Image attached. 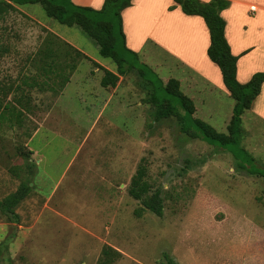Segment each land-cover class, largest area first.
Listing matches in <instances>:
<instances>
[{"label":"rangeland","instance_id":"obj_1","mask_svg":"<svg viewBox=\"0 0 264 264\" xmlns=\"http://www.w3.org/2000/svg\"><path fill=\"white\" fill-rule=\"evenodd\" d=\"M123 43L119 37L117 51L138 70L127 69L110 98L99 84L118 66L79 26L49 18L40 4L0 5V98L8 108L0 116V201L22 184L32 188L16 208L18 223L0 212V264H165L166 255L177 264H264V159L255 163L242 142L225 149L190 138L181 115L155 122L154 91L172 99L167 79L184 75L162 68L170 61L160 51L135 57ZM78 72L102 94L86 104L92 121L76 77L61 97L66 112L59 105L46 119ZM188 87L184 81L185 94ZM234 107L223 96L202 119L227 133ZM261 126L253 130L264 149ZM140 166L150 195L163 199L161 218L129 194Z\"/></svg>","mask_w":264,"mask_h":264},{"label":"crops","instance_id":"obj_2","mask_svg":"<svg viewBox=\"0 0 264 264\" xmlns=\"http://www.w3.org/2000/svg\"><path fill=\"white\" fill-rule=\"evenodd\" d=\"M200 1L207 3L211 0ZM104 2L105 0H72V3L78 7L94 10H101ZM230 2V7L222 12V17L226 21L225 36L232 54L238 58L237 80L245 85L255 74L264 73V0H230ZM122 20L126 48L135 53L137 57L143 54L145 58H148L151 56V50L160 51L167 57L170 63L164 61L160 66L171 70L172 68L180 69L184 75L183 79L170 78L167 81L171 79L179 81L181 92L194 104L193 117H196L194 119L209 124L202 117L208 118L210 114L212 115L214 113L213 104H217L223 96L232 98V95L224 84L220 68L208 56L211 37L204 19L200 16L184 14L181 7L176 5L175 0H133L132 6L122 12ZM75 77L77 81L81 80L78 78V72V75L72 78L64 91L56 98L55 104L52 103L53 107L47 108L50 112L46 113V119L52 117V112L58 109L59 105L66 112L61 97L68 86L76 83ZM86 80L87 78L83 76L82 82L75 85H80L78 91L81 96L83 116L92 121L88 116L90 109L87 110V107L89 106L86 107L88 100L93 98L95 102L100 99L102 94H100L99 85L109 93L110 98H115L117 86L111 90L113 92H109V88H104L101 83L97 86ZM184 81L186 86L189 85L187 94L182 91ZM193 82H195V87H192ZM102 112L103 110L99 113L96 111L98 122L103 116ZM232 118L233 116L231 120ZM231 120L227 126V133ZM245 121H247V127ZM261 124H264V84L251 109L242 115L240 143L248 146L253 153H257L255 155L257 157L253 156L255 163H262L264 159V149L258 145L253 130L262 127ZM39 134H41L40 129L35 131L31 140L37 139ZM32 155L37 158L40 153L35 150ZM237 160L240 169L249 172L246 164L240 159ZM261 166L264 169V163ZM254 231L263 232L259 229Z\"/></svg>","mask_w":264,"mask_h":264},{"label":"trees","instance_id":"obj_3","mask_svg":"<svg viewBox=\"0 0 264 264\" xmlns=\"http://www.w3.org/2000/svg\"><path fill=\"white\" fill-rule=\"evenodd\" d=\"M175 3L181 7L184 14L200 16L204 19L211 37L208 56L220 68L224 84L230 91L236 105L233 118L228 127V133H219L209 124L193 118L195 113L193 102L181 92L179 81L171 79L166 85V92L172 99H161L156 90L151 97L156 107L153 114L154 121L159 122L178 114L181 115L182 132L192 139L206 141L210 145L225 149L228 146L239 144L242 134V115L245 111L251 109L254 101L260 95L264 84V73L255 74L251 81L245 85L240 84L237 80L238 58L232 54L231 47L226 39V21L222 17V12L231 5L230 0H211L207 3L200 0H175ZM28 4H40L49 18L57 20L62 25L79 26L97 43L100 55L112 59L117 64V74L106 70L101 80V85L104 88H115L120 77L126 75L127 69L138 70L135 63H132L117 51L120 37L124 42L125 50L137 57L125 46L122 20V12L132 6L133 0H105L101 10L78 7L72 3V0H0V5L7 8ZM138 66H140L139 63ZM139 72L141 77L145 79L144 72L142 70H139ZM5 107L8 109L7 106ZM5 107L0 98V116ZM234 157H236L235 154ZM146 174V168L140 166L137 174L132 179L129 194L133 199L142 202L144 209L161 218L164 215L163 199L159 192L150 195L151 187L145 180ZM31 191L30 184H22L17 192L0 201V212L10 222L18 223L20 218L16 208L30 195ZM144 209H140L136 214L140 216ZM164 258L165 264H177L168 255ZM8 264L15 263L9 261Z\"/></svg>","mask_w":264,"mask_h":264}]
</instances>
